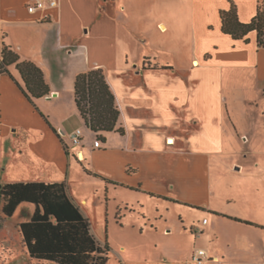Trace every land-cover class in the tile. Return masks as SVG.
Instances as JSON below:
<instances>
[{"label": "crops", "instance_id": "1", "mask_svg": "<svg viewBox=\"0 0 264 264\" xmlns=\"http://www.w3.org/2000/svg\"><path fill=\"white\" fill-rule=\"evenodd\" d=\"M36 1L0 0V58L5 44L12 46L22 59L43 69L51 88L50 94L30 101L15 64L8 67L9 73L2 72L0 64L1 165L18 151L24 156L21 163L34 157L53 175L46 182L67 183L69 195L86 216L80 203L93 202V189L105 195L106 204L134 192L132 207L127 199L121 200L128 205L122 217H134L141 232L148 226L146 205L151 201L157 212L150 220L164 219L167 226L168 214L179 213L180 236L188 227L197 229L195 220L211 232L216 221L224 222L223 216L263 225V220L241 217L229 206L241 199L229 177L244 178L252 170L255 151L244 144L255 149L264 140V104H257L264 98V47L258 45L256 31L249 33V42L223 32L221 10L229 9L231 0H143L150 15L181 20L184 11L189 14L184 24L192 31V54L185 65L180 52L172 62L169 49L152 43V29L134 30V55L119 47L117 21L102 9L104 0H57L55 6L47 0L44 8L31 12L28 6ZM233 1L243 22L258 12L259 0ZM174 26L185 40L180 22ZM158 27L163 35L176 36L164 19ZM92 34L96 41L89 43ZM76 51L81 62L61 63ZM52 64L58 79L52 78ZM97 67L105 69L125 128L124 134L105 132L100 147L95 146L97 139L81 116L75 94L77 75ZM77 128L84 132L82 144L70 145L68 136ZM184 205L198 208L190 226L182 215ZM161 206L169 213H159ZM26 212L32 215L30 207ZM177 227L165 228L164 234H175ZM250 247L246 242L247 251Z\"/></svg>", "mask_w": 264, "mask_h": 264}, {"label": "rangeland", "instance_id": "2", "mask_svg": "<svg viewBox=\"0 0 264 264\" xmlns=\"http://www.w3.org/2000/svg\"><path fill=\"white\" fill-rule=\"evenodd\" d=\"M135 2L137 5H134V0H104L101 4L102 9H105L117 21L119 47L129 49L128 51L134 55V30L147 31L152 29L156 38L152 40V43L155 42L164 46L165 49H169L171 51L169 58L172 62L179 59L177 54L180 52L182 64H188L192 54L190 45L192 31L187 27V24H184V21L185 23L189 22L187 11L183 13L185 19L181 18V20L169 14L153 13L150 15L144 9L146 5L143 0H135ZM121 5L125 6L123 10L120 9ZM161 19L169 23L170 32L176 33V36L167 37L163 35L158 27V21ZM175 22H180V25L183 26L180 30H184L185 40H182L180 35H178L177 31L179 29L175 28ZM88 41L89 43L96 41L94 34L89 35ZM173 50L176 51L172 52ZM76 53L69 58V61H67L68 58H63L61 63L63 65L66 63L77 65L82 61V58L80 54ZM52 70V78L58 79L57 67L53 65ZM257 104L263 107L264 98L258 99ZM261 120H263L262 117ZM84 130L90 131L86 127ZM90 133L95 139L98 138L93 131H90ZM69 144L74 143L69 142ZM244 147H247L249 151H255L251 154L253 162L260 163V166L256 168L252 162V170L250 173L246 171L249 173L247 177H229L228 180L233 186L235 185L236 193L241 197L240 202H234L233 200V203L229 204V206L241 217L264 221V140L259 141L255 149L253 144L250 143L244 144ZM22 155L18 151L12 160L6 159L2 165L0 164V182H46L48 179H53V175L46 170L47 168H42L34 157L30 156L25 160L26 163H21ZM22 158L24 159V156ZM78 164L81 171H84L82 163L79 162ZM236 166L240 167V165ZM235 174L242 175L239 172ZM92 193L95 197L93 202L86 206L81 203L80 205L88 213L87 217L96 239L102 246L105 247L107 245L109 247V259L106 264H196L193 262V255L200 248L205 249L207 252L204 258L205 261L202 264H264V227L251 226L247 225V223H236L235 220L223 216L224 222L216 221L213 231L211 226V232L210 228L207 227L205 230L201 229V226H198L199 221L195 220L194 225L197 229L192 232L191 228L188 227L186 233L180 236L178 235L179 229L177 227L179 222H181L179 213L171 211L169 213L166 206L165 208L161 206V212L159 213H169L168 225L165 226L164 219L159 222L150 220L149 215L155 216L154 214L157 212L156 202L151 201L147 202L146 205L148 226L141 232L138 222L134 221V217H130V214L122 217V214L127 212L124 210L128 205L122 203L121 200L127 199L130 202L129 206L132 207L131 203L134 204V192L131 195L127 193L126 196H118L117 199H113L107 204L104 194H101L96 189H93ZM110 197L114 198L113 193H110ZM118 205H120L119 209H122L119 215L116 214ZM29 207L32 209L33 214L35 206L30 203H22L13 216L7 217L3 214L2 205H0V264H47L31 258L23 242L20 223L30 219V214L26 212ZM138 209L141 211L140 208ZM196 209L198 208L184 205V214L180 212L185 216L187 226H190V221L196 218L194 216ZM229 222L232 224L235 222L234 224L242 227L231 225ZM153 225L155 226L153 227ZM172 227H177L175 234L165 235V228ZM246 242L251 243L250 251L245 248ZM212 249H214L215 253L220 254L219 259H214Z\"/></svg>", "mask_w": 264, "mask_h": 264}, {"label": "trees", "instance_id": "3", "mask_svg": "<svg viewBox=\"0 0 264 264\" xmlns=\"http://www.w3.org/2000/svg\"><path fill=\"white\" fill-rule=\"evenodd\" d=\"M221 18L224 33L249 42V33L256 31L258 45L264 47V0H259L258 12L249 22L240 20L233 0L229 9L221 10ZM0 64L4 73H9L8 67L15 64L25 84L22 90L30 101L50 94L43 69L32 60L22 59L12 46L5 44ZM75 94L86 126L97 133L98 139L105 141V132L125 133L120 124V106L104 68L79 73ZM22 203L35 206L30 219L20 223L23 242L31 258L47 264L107 263L109 247L102 246L96 239L89 218L69 195L65 181L0 182V205L5 216H13Z\"/></svg>", "mask_w": 264, "mask_h": 264}, {"label": "built area", "instance_id": "4", "mask_svg": "<svg viewBox=\"0 0 264 264\" xmlns=\"http://www.w3.org/2000/svg\"><path fill=\"white\" fill-rule=\"evenodd\" d=\"M48 2L50 3L51 6L57 5V0H49ZM46 4H47V0H37L35 3L29 5L28 8L31 12H34L37 9L44 8ZM83 135H84V132L82 128H77L69 134L72 142L76 145L82 142ZM101 143H102L101 140L97 138V140L95 141V146L100 147ZM203 221L204 223H207L208 218H205ZM205 255H206V251L204 249H199L193 255V262L196 264H202L205 261L204 259Z\"/></svg>", "mask_w": 264, "mask_h": 264}, {"label": "bare ground", "instance_id": "5", "mask_svg": "<svg viewBox=\"0 0 264 264\" xmlns=\"http://www.w3.org/2000/svg\"><path fill=\"white\" fill-rule=\"evenodd\" d=\"M195 64H198V62H195Z\"/></svg>", "mask_w": 264, "mask_h": 264}]
</instances>
